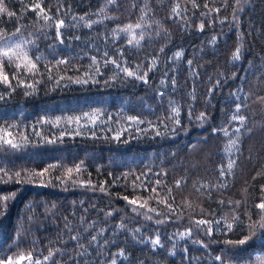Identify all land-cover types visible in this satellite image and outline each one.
<instances>
[{"label":"trees","instance_id":"16d2710c","mask_svg":"<svg viewBox=\"0 0 264 264\" xmlns=\"http://www.w3.org/2000/svg\"><path fill=\"white\" fill-rule=\"evenodd\" d=\"M36 2L38 0H3L4 6L15 15L0 14V31L11 36L19 27L18 39L38 40L39 25L44 22L28 10V5ZM43 3L46 8H52L53 16L55 5L63 4L66 23L72 15L86 16V19L101 23L93 25L92 30L83 27L73 30L81 40H73L70 45L66 40L64 45L56 48L55 54L45 39L38 40V50L31 44L26 45L34 62L36 55L44 57L38 65L42 74L44 66L55 65L57 59L70 60L67 66L52 67L54 79L61 76L64 79L59 85L45 79L35 92L24 88L14 92L8 89L5 92L7 98L0 101V129L11 134V144L0 137V259L9 256L16 259L29 252L33 253L34 260L37 253L42 259L50 247L54 251L57 248L65 250L64 242H67L66 250L74 251L70 233L65 229L64 218L67 217L74 230L87 227V224L81 225V220L96 221L97 230L109 228L100 238L110 241L107 250H101L99 257L93 252L88 264H94L97 259L100 264L104 261L110 264L112 254L121 249L130 258H118L117 264H140L141 261L144 264H188L179 246L175 249L176 255H170L173 248L167 237L185 230L193 217L219 218L239 214L243 224H234L231 232L214 230L211 237L194 233L193 240L182 242L192 257L191 264H219L215 261L217 255L222 257L223 264H264V229L252 230L248 226L249 216L252 222L259 219L260 210L254 205L264 198L259 188L264 184V178L252 180L257 171L264 172V105L250 101V107L244 110L249 117L246 123L252 130L250 134L241 130L240 152L232 157L236 163L231 173L227 171L226 153L229 139H236V136L225 137L221 130L226 126L231 133L237 126L234 122L229 124L235 107L229 96L233 90L243 87L245 93L264 95V0H239V3L236 0H214L212 3L210 0L212 7L224 4L227 7L218 17H213L214 26L205 20L203 32L196 29L204 19L199 15L206 11L204 0H196L200 5L198 9L192 8V0H173L171 3L168 0H126L120 8L128 11H116L109 6L104 14L100 13L106 0H43ZM134 3H139L147 13L145 19L152 26L149 31L154 41L149 45L146 37L141 46L133 47L121 36L114 44L109 41V53L115 55L117 50H124L125 58L132 64L140 59L147 64L158 58V68L149 73V83L117 79L114 84L105 85L103 78L100 83L91 79L88 83H76V80L85 79L92 67L89 57L96 53L89 49L90 43L104 47L97 38L111 35L113 29L128 23L139 22L144 13L133 8ZM175 3L187 10L182 13L186 19L176 18L175 22L168 19ZM106 16L118 19H107ZM181 26L186 31H181ZM157 28L161 36L155 35ZM165 32L170 35V40L162 39ZM212 37L217 38L215 44ZM161 47L163 53L159 52ZM236 47H241V60L232 62ZM178 50L184 51L182 60L174 65L179 68L177 82L181 90L173 93L169 87L168 95L161 100L156 94L161 73L165 67L171 72L173 66L168 64V58ZM188 59H192L201 71L203 85L196 88L198 99L194 107L196 115L201 111L207 113L208 118L203 121H189L187 114L190 102L186 103V93L193 87L186 69ZM16 63L21 64L19 72L26 82L34 83L24 75L26 69L22 62ZM104 71L106 78L113 75L107 69ZM3 72L12 81L13 73L7 61ZM220 73L228 77L227 84L213 94L211 106L206 107L201 93L208 87L207 77L219 78ZM233 73L235 79H231ZM6 88L7 85L0 83V91ZM26 91L29 94L25 95ZM171 101L180 106L179 125L169 118ZM77 117H82L78 123ZM129 117L135 119L129 121ZM213 129L217 130L215 134ZM118 133L120 139L116 140L113 137ZM78 165L79 172L76 171ZM221 168L226 173L223 179L219 176ZM68 169H72L71 174ZM149 169L168 173L167 177L161 178L158 191L163 199L171 188L168 203L173 204L174 216L164 204L157 203L156 193L151 191L155 177L147 190L140 181L133 186L135 177ZM17 172L19 176H16ZM177 179L182 181L179 189L175 187ZM105 181L106 191L101 192L100 185ZM225 181L227 188L221 186ZM124 196L147 203L144 208L128 205L122 199ZM221 200L225 203L219 204ZM237 200L241 201L242 207L234 211ZM228 201L233 203L228 204ZM133 207H137L139 215L131 211ZM85 208L88 209L86 216L83 214ZM150 208H156L160 216L148 212ZM109 209L116 210L111 217L106 215ZM201 209L215 213V217H201ZM146 212L153 220L171 218L167 224L157 226L144 218ZM122 219L129 221V232L145 225L146 237L160 231L166 247L154 252L150 245L137 242L129 232H118L111 227ZM241 239H245L242 245L237 243ZM113 240L115 243H111ZM201 240L207 244L206 248L197 242Z\"/></svg>","mask_w":264,"mask_h":264},{"label":"snow or ice","instance_id":"6c2138e0","mask_svg":"<svg viewBox=\"0 0 264 264\" xmlns=\"http://www.w3.org/2000/svg\"><path fill=\"white\" fill-rule=\"evenodd\" d=\"M126 0H106V3L104 5V8L101 9L100 14H104V10L107 9L109 6L113 8V10L116 11H128L129 9H121L120 5L124 4ZM163 2V0H161ZM169 3L173 2V0H168ZM212 3H214V0H211ZM237 3H239V0H236ZM192 8L198 9L200 7L199 4L196 3V0H192L191 3ZM133 8L140 9V11L144 14H142L139 18V22L132 24L128 23L122 28H116L112 30L111 35H105L103 37L97 38L99 39L100 43L104 44V47H100V44L96 43H90L88 45L90 50L95 51V55H92L89 57L91 66L87 73L86 78L81 80H76V83H88L89 80H93L96 83H100V78H103V82L105 85H112L115 83L117 79L119 80H134L139 81L145 85L149 83V73H152L157 70L158 68V58H153L146 64L144 59H140V61L136 64L130 63L124 55V50H117V54L110 55L109 48L110 44L109 41L114 44L116 42V38H119L121 36L127 38V44L133 47H139L141 46V42L145 41V38L147 37V43L151 45L154 41L152 33L149 31V29L152 27L151 25L147 24V21L145 19V16L147 13L144 11L143 8H140L139 3H134L132 5ZM147 7V5H145ZM227 5L224 4L222 7H212L210 6V0H204L203 8L206 9V11L200 12L199 15L201 17H204V19H201L197 31L203 32L205 28V20L209 21L210 26H214L215 19L213 17H218L219 13L222 11V9H226ZM28 10L36 13L38 20H43V24L39 25V39H45L48 40V46L50 49H52L53 54H55L56 48L60 45H64L65 41L67 40L69 42V45L72 43L73 40L80 41L81 36L78 34H75L73 30H78L80 28H87L89 30L93 29V25L101 23V21H95L91 19H86V16H76L72 15L66 23L65 17L67 16V13L65 11L63 4H56L55 5V16L51 15L52 8H46L43 0H38V2L34 4L28 5ZM70 10V6H69ZM186 9H182L180 3H175L174 7L172 8V14L168 17V19L175 22L176 18L180 19H186V17L182 16L183 12H186ZM7 14L8 17H13L15 15L14 12H11L8 10L6 6H4L3 0H0V14ZM87 15V14H86ZM107 19L116 20L118 17H105ZM224 21H221L223 23ZM155 23V22H154ZM48 30H54V31H48ZM139 30V32H137ZM181 31H186V28L184 26H181ZM21 34V29L19 27L16 28L15 33H13L11 36H8L7 34L0 31V83H3L7 85V88L3 91H0V101L5 100L7 97L5 95V92H7L8 89H11L13 92L16 91L19 88L24 89H32L33 92L37 91V86L40 85L45 79L48 82H53L56 85H59L61 80L64 79L63 76L59 77V79H54L52 76V67H60V66H67L71 63L70 60L59 58L56 60L55 65L52 66H44V73L42 74L39 71L38 65L41 64L42 59L44 57L40 55L35 56V62L32 58L29 56V50L26 48V45L31 44L32 47L36 50H38V40L33 41H23L18 39V36ZM156 36H161V31L159 28L155 31ZM54 37V39H53ZM162 39L170 40V35L165 32L163 33ZM216 37H212V43L215 44ZM160 53L164 52V48L161 47L159 49ZM242 52L241 47H236L234 49L233 55L231 57L232 62H239L241 60ZM99 57V59H98ZM184 57V51L178 50L174 53L172 57L168 58V64L172 67L171 72L168 70V67H165L164 71L161 73V78L159 79V85L160 88L157 91V96L163 100V98L168 95L167 89L169 87L172 88L173 93H178L181 89L177 82V76L179 72V68L174 67V65L181 61ZM7 61L9 65L10 71H12V81H15L16 83L13 84L12 81L9 80V76L3 72V65L4 62ZM16 61H21L23 64V67L26 69L25 76H28L29 79L34 80V83H27L25 78L20 75L19 69L21 67V64L16 63ZM186 69L189 73V78L192 82V89L191 91L187 92L186 95L188 97V101L186 103L190 102V106L187 108V114L189 121L192 119H196L198 121L206 120L207 113L204 111L199 112L198 115H196V109L194 107L195 103L197 102V95H196V88L203 85V81H201V71L199 68H197L194 65V62L192 59H188L186 62ZM15 65L13 68L12 66ZM102 66V67H101ZM111 66V67H109ZM201 68L203 65L200 66ZM105 69L112 72L113 75L111 77H105ZM77 71H79L77 69ZM30 74V75H29ZM205 75H207L205 73ZM255 75V73H253ZM40 77V79H36V77ZM236 75L235 73L232 74L231 79H235ZM208 80V87L204 92L201 93V97L203 98V103L206 107L211 106V99L213 97V94L217 91L222 90L224 85L227 84L228 77L224 76L223 73L219 74V78L216 77H207ZM253 87H258V85H253ZM29 94L27 91L25 92V95ZM243 94V95H242ZM230 99L235 102L234 110L229 117V124H232L233 122L237 125L232 132L230 133L228 128L226 126L222 127L223 135L225 137H230L231 135H235L236 139H229L228 147H227V153L226 157L228 159L227 163V171L228 173H231V170L233 169L234 164L236 163L234 157L237 153L240 152L239 148V137L241 135V130L244 129L247 133H251V128L247 125L246 121L249 119L248 116L244 114V110L248 109L250 107V101L253 103H259L264 105V95L260 94H252V93H245L244 88L240 87L233 92L229 94ZM169 109H170V119L174 121L176 125L180 124V106L177 102L171 101L169 103ZM86 118V117H84ZM82 119V117H77L76 122L78 123ZM129 121H133L135 118L129 117ZM111 120V118H109ZM136 123H140L139 120L135 121ZM93 123H95V119H93ZM163 123V122H161ZM166 126V125H165ZM111 130V129H109ZM216 129H213V134L216 133ZM8 135H11L8 133ZM95 135V133H93ZM157 135H159V132H157ZM114 139L119 140L120 134H116ZM51 142V141H50ZM6 143L11 144V140L6 141ZM13 147H16V145H13ZM233 149H235V152H233ZM222 155H225L222 153ZM2 170V169H0ZM76 171H80L79 165L76 168ZM69 174H71L72 169H68ZM43 173H41L42 175ZM20 173L17 172L16 176H19ZM167 172H156L153 169H149L148 171L142 173L139 176H136L135 179L132 181L133 186L135 187L136 182L140 181L141 186L147 190L148 185L153 183L154 179V186L151 188V191L153 193H156V201L158 204H164L169 211L172 213V216L175 215L173 204L168 203V196L171 195V188H169L168 196H165L163 199H160V192L158 191V188L162 184V177H167ZM225 169L221 168L219 170V176L223 179L225 177ZM127 176L125 175V179ZM259 178H264V172L257 171L256 174L252 177L253 181H256ZM117 179H120L117 177ZM90 183V182H89ZM107 182H102L100 185L99 190L101 192H105L106 189L104 185ZM182 184V181L180 179H177L175 181V187L180 188ZM224 188H227L228 185L226 181L221 185ZM203 187H207V185H204ZM260 192L264 194V184L259 185ZM124 201L128 205L136 206L138 205L140 208H144L147 201L144 203H139L138 199L132 198L129 199L128 196L122 197ZM219 204H224L225 202L223 200L218 202ZM228 204H232V201H228ZM255 208L259 209V219L255 222L251 221V217L249 216V228L254 230L256 228L264 229V198L261 199L259 203H256ZM242 207L241 201L237 200L234 202V211L236 209H240ZM93 210H95V205H93ZM116 210L109 209L106 213L108 217H111L114 215V212ZM133 213H139L137 212V207H133L131 209ZM88 212V209H83V214L86 216ZM148 212H156L157 217L160 216V213L157 212L156 208H150L148 209ZM101 214H103V210H101ZM201 217L205 216H213L215 217V213H210L205 209H201V212L199 214ZM144 218L147 221H153L155 225L160 226L168 223V219L171 217H167L164 220L156 219L153 220V217L151 215H148V213H144ZM65 219V229L67 230L69 235V240L71 241V246L74 251H68L67 249V242H64V248L65 250H61L59 248L53 250V248H48L47 255H43L42 259L40 258V254L37 253L36 259H33V253L29 252L27 256L21 254L18 258L14 259L13 256L7 257V259H0V264H23L24 261H28L29 264H88L89 261L93 258V252L97 253V256L99 257L101 255V250H107V246L109 245L110 241L105 238L101 240V237L105 236V233L109 231V228H99L97 230V222L96 221H86L81 220V225L87 224V227H82L79 230H74L69 222L67 217ZM128 223L129 221L121 220L119 224L112 225V228H115L118 232H129L128 229ZM189 226L183 230L179 231L178 233L174 232L172 236L167 237L168 243L171 244L173 248V252L170 253V255L175 256L176 252L175 249L179 246L183 249L184 252V259L188 261V264H191L192 257L188 254V249L182 243L186 240H193L194 239V233L202 234L205 236L211 237L213 235L214 230L215 231H227L231 232L233 231L234 224L237 226H240L243 224V221L240 220L239 214H234L231 217H228L227 215L221 216L219 218H195L193 217L190 221H188ZM146 225L142 227H136L132 231L129 232V234L136 239L137 242L144 243L145 245H150L151 249L155 252L159 249H163L166 247V244L161 239V232L156 231L152 236H145V229ZM91 230V231H90ZM85 233H88V235H85ZM154 237V238H153ZM58 239L62 240V237H58ZM247 239V238H246ZM200 246L207 247V244H205L202 240L197 241ZM111 243H115V241H111ZM229 243H233L232 241H229ZM237 243L244 244L245 239L239 240ZM129 259V254H127L123 249H121L119 252L113 253L110 257V264H117V259ZM215 261L219 262V264H223V259L220 255L215 256ZM94 264H100V260L97 259ZM103 264H108V261H104ZM140 264H144L143 261L140 262Z\"/></svg>","mask_w":264,"mask_h":264},{"label":"rangeland","instance_id":"374dc122","mask_svg":"<svg viewBox=\"0 0 264 264\" xmlns=\"http://www.w3.org/2000/svg\"><path fill=\"white\" fill-rule=\"evenodd\" d=\"M0 137L6 139L7 141L11 140L10 135H8L7 132H5V131H3L1 129H0Z\"/></svg>","mask_w":264,"mask_h":264}]
</instances>
